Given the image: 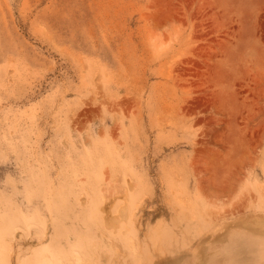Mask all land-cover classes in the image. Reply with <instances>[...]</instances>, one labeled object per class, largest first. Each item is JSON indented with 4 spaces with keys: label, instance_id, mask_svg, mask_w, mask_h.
<instances>
[{
    "label": "rangeland",
    "instance_id": "374dc122",
    "mask_svg": "<svg viewBox=\"0 0 264 264\" xmlns=\"http://www.w3.org/2000/svg\"><path fill=\"white\" fill-rule=\"evenodd\" d=\"M73 253L264 264V0H0V264Z\"/></svg>",
    "mask_w": 264,
    "mask_h": 264
},
{
    "label": "bare ground",
    "instance_id": "6f19581e",
    "mask_svg": "<svg viewBox=\"0 0 264 264\" xmlns=\"http://www.w3.org/2000/svg\"><path fill=\"white\" fill-rule=\"evenodd\" d=\"M73 254H75V253H73ZM76 254H78V253H76ZM75 254V255H76ZM41 255H43V254H41ZM74 255V256H75ZM77 256H79V257H77ZM79 261H80V264H81V261H83V259L81 260V258H80V255H76L75 256V262L76 263H78L79 264ZM85 261V260H84ZM51 262H52V260L48 257V256H46V254H44V256H42V257H40L39 259H38V262H37V264H51ZM71 263V262H70ZM75 263V264H76ZM94 263V262H93ZM60 264H63L62 262H61V260H60Z\"/></svg>",
    "mask_w": 264,
    "mask_h": 264
}]
</instances>
